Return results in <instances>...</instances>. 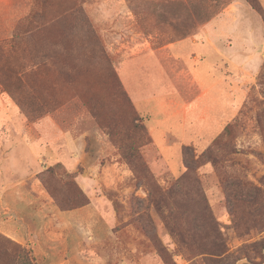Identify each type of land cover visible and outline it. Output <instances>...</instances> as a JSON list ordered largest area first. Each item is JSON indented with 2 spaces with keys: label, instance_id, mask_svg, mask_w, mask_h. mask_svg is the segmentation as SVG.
<instances>
[{
  "label": "rangeland",
  "instance_id": "374dc122",
  "mask_svg": "<svg viewBox=\"0 0 264 264\" xmlns=\"http://www.w3.org/2000/svg\"><path fill=\"white\" fill-rule=\"evenodd\" d=\"M73 5L83 8L98 52L74 18L54 26L55 32L66 33L60 42L54 43L56 36L50 33L32 40L34 46L43 45L50 60L33 79L40 102L25 107L32 118L7 95L16 114L0 110V121L14 128L0 151V196L8 184L37 177L63 208L89 204V210L77 216L88 220L82 227L84 240L70 242L71 249L82 244L75 264L263 261L264 0H0V41L11 38L14 29L25 30L33 12L52 17ZM209 24L216 31L217 46L221 42L216 78L228 80L232 88L233 112L225 118L230 125L227 144L216 167L197 170L201 194L177 188L164 199L161 195L184 172L181 147L200 154L217 136L203 143L192 138L189 125L183 131L177 124L179 128L170 131L160 124L152 143L149 124L160 118L161 99L177 92L181 98L193 96L185 78L187 60L170 59L160 48L197 36ZM201 40L207 41L204 36ZM195 56L191 52L188 58ZM145 58L154 61L146 74ZM129 64L140 65L135 76ZM155 77L158 86L152 87ZM177 78L180 90L175 88ZM0 91L6 94L1 86ZM42 120L50 121L56 134L48 143L53 154L45 149L40 159L33 146L37 131L31 125ZM86 178L92 180L82 193L78 181ZM253 189L260 212L246 217L238 210V196ZM205 206L225 240L221 256L205 246L212 237L208 222L199 216ZM6 216L0 204V220ZM8 241L25 248L39 264L34 248L1 232L0 264H19L17 248Z\"/></svg>",
  "mask_w": 264,
  "mask_h": 264
},
{
  "label": "crops",
  "instance_id": "0c3cea01",
  "mask_svg": "<svg viewBox=\"0 0 264 264\" xmlns=\"http://www.w3.org/2000/svg\"><path fill=\"white\" fill-rule=\"evenodd\" d=\"M202 36L207 41L203 42ZM215 36L216 31L209 24L197 36L160 48V52L170 59L187 60L185 62L188 63L190 69L185 78L188 89H193V96L190 99L181 98L180 92H177L175 95L161 99L158 111L160 118L156 122L153 121L155 124H149V133L153 144H156L154 136L157 134L156 130L160 124L170 131L179 128L177 124L183 131L189 125L193 128L192 138L194 140L202 139L203 143L205 139L213 140L224 129L225 118L233 112L230 95L231 83H228V80L216 78V51H219L221 42L218 40L219 46H217ZM191 52L196 53L197 56L188 58ZM201 55L204 56L203 59H201ZM153 62L152 58L143 60L144 74L149 72V66ZM139 67L138 64H129V72H133L132 75L135 76L139 72ZM178 78L175 88L180 90ZM151 86H158L156 77ZM172 87L174 88L173 83ZM135 98L140 100V94H136ZM0 110L9 116L16 114L15 105L1 91ZM12 126V123L0 121L1 153H3L2 145L6 144V140L10 136L8 131L14 129ZM14 127L16 132H19V127L16 124ZM31 127L37 131L33 146L35 152L41 155L40 159H43L45 149L48 153L53 154L48 143L55 138L54 125L50 121L42 120L32 124ZM164 134V132L159 133L161 138ZM84 176L88 177L89 175L85 174ZM89 178L78 181L79 187L84 193H87L86 185L90 184V180H92ZM29 180L8 184L1 190L0 204L5 209L7 216L0 220V232L19 244L34 248L33 250H36L34 252L35 261L39 264H75V260L81 255L79 248L82 244H79V248L71 249L73 247L70 242L81 243V240H84L82 231L85 230H82V227L86 226L88 220L77 219V216H81L86 210H89V204L69 211H60L40 180L37 177L32 181ZM63 236H65L64 239ZM58 237L60 238L58 239ZM45 247L46 249H43Z\"/></svg>",
  "mask_w": 264,
  "mask_h": 264
},
{
  "label": "trees",
  "instance_id": "16d2710c",
  "mask_svg": "<svg viewBox=\"0 0 264 264\" xmlns=\"http://www.w3.org/2000/svg\"><path fill=\"white\" fill-rule=\"evenodd\" d=\"M27 18L28 27L25 30L20 31L19 29H14L11 38L0 41V86L3 88L6 95L15 102L19 111L22 114L24 113L27 118H32V113L29 112L28 109H25V107H32L37 102H40L33 79L40 71L46 70V63L50 60L47 53L42 51L43 45L38 46L41 43H37L36 47L32 40H34V38L38 39V37L43 34L50 33L56 36L53 39L54 43L60 42L65 38L66 33L55 32L54 26L67 23L68 20L74 18L76 20L75 24H79L84 32L86 40L92 43L95 53L98 52V41L95 31L89 23L83 8L79 6L73 5L68 10L66 9L59 15L52 17H47L46 14L40 10L29 14ZM52 29L53 32H51ZM24 58H28L29 61L26 62ZM106 127L109 129L108 131H111L110 129L113 128L112 123H108ZM229 129L230 125L227 124L222 132L213 140L211 146L200 154H196V151L190 146L181 147L180 152L184 172L174 182L171 189L166 192V194L161 195L162 198L165 199V197H170L172 193H177V188L197 191L201 194V184L197 177V170L205 165L213 167L218 165V155L223 147H226L227 143L224 142V138L228 137ZM79 190L82 192L80 188ZM49 196L60 211H69L87 204L63 208L61 203L56 200L55 196ZM257 197L258 193L255 189H253V191L249 190L246 193L242 192V194L238 196V203L241 204L238 207L239 212L246 215V217L259 213V205L257 206L256 203ZM252 206H254V208ZM199 216L202 217V220L208 222V230L212 234L211 239L205 243V246L210 250L209 252H211L212 255L221 256L225 251V240L221 234L219 224L212 217L207 206L202 209ZM263 227L264 225H262V228ZM198 228L201 230V227ZM8 242L12 243L11 241ZM261 245H263L262 249H264V244ZM14 246L17 248L16 259L19 261V264H34L25 248L17 244H14ZM6 257L8 261H10L11 256L6 255Z\"/></svg>",
  "mask_w": 264,
  "mask_h": 264
},
{
  "label": "water",
  "instance_id": "95a60500",
  "mask_svg": "<svg viewBox=\"0 0 264 264\" xmlns=\"http://www.w3.org/2000/svg\"><path fill=\"white\" fill-rule=\"evenodd\" d=\"M263 254H264V252H263ZM235 264H264V260L260 263H256V262H251L247 259H242V260L237 261Z\"/></svg>",
  "mask_w": 264,
  "mask_h": 264
}]
</instances>
